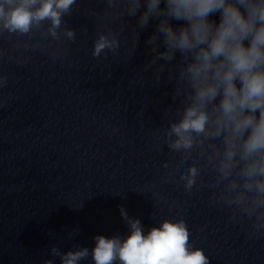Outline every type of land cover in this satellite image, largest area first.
Listing matches in <instances>:
<instances>
[{
  "label": "clouds",
  "instance_id": "obj_1",
  "mask_svg": "<svg viewBox=\"0 0 264 264\" xmlns=\"http://www.w3.org/2000/svg\"><path fill=\"white\" fill-rule=\"evenodd\" d=\"M76 2L0 0V34L27 35L47 20L48 32L59 40L57 30ZM103 2L102 14L92 13L104 20L93 41L92 56L99 59L109 52L117 53L125 17L139 13L133 48L139 41V30L152 20L158 22L145 41L154 54L145 71L164 62L156 68L155 84L161 82L167 67V82L174 84L172 98L179 101L172 114L179 118H169L167 127L157 131L167 148L180 154L177 169L195 151L204 166L215 171L211 187L218 189L214 196L217 204L230 209L232 219L251 221L254 233L264 232V0ZM217 14L218 22L212 18ZM172 21L183 23L174 26ZM64 36L74 42L76 32L66 28ZM178 53L179 60L173 63ZM6 84L7 76L0 75V88ZM163 167L168 168V163ZM200 176L201 167L193 163L179 179L185 191L191 192ZM120 215L127 221L129 235L124 239L95 236L91 249L94 264H210L204 251L190 244L183 219H164L145 234L141 221L129 217L123 207ZM51 255L60 257L61 264H79L89 256V249L62 253L53 247Z\"/></svg>",
  "mask_w": 264,
  "mask_h": 264
}]
</instances>
